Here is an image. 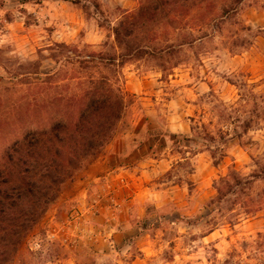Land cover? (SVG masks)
Segmentation results:
<instances>
[{
  "label": "rangeland",
  "instance_id": "374dc122",
  "mask_svg": "<svg viewBox=\"0 0 264 264\" xmlns=\"http://www.w3.org/2000/svg\"><path fill=\"white\" fill-rule=\"evenodd\" d=\"M102 77L126 108L90 164L116 141L145 147L130 157L146 158V238L114 241L130 194L111 176L58 206L86 167L9 264H129L144 240L157 254L140 264H264V0H0V162Z\"/></svg>",
  "mask_w": 264,
  "mask_h": 264
},
{
  "label": "trees",
  "instance_id": "16d2710c",
  "mask_svg": "<svg viewBox=\"0 0 264 264\" xmlns=\"http://www.w3.org/2000/svg\"><path fill=\"white\" fill-rule=\"evenodd\" d=\"M147 8L144 5L116 29L120 42L125 25H136V19L149 13ZM132 34L126 29L127 36ZM126 94L123 87L111 86L106 77L92 78L80 97L68 100L79 106L77 113L52 115L47 127H24L4 151L0 162V264L14 259L24 237L59 198L63 185L100 157L116 136Z\"/></svg>",
  "mask_w": 264,
  "mask_h": 264
},
{
  "label": "crops",
  "instance_id": "0c3cea01",
  "mask_svg": "<svg viewBox=\"0 0 264 264\" xmlns=\"http://www.w3.org/2000/svg\"><path fill=\"white\" fill-rule=\"evenodd\" d=\"M145 147H138V149L132 150V144L130 141H116L110 146L109 152L106 155L93 162L88 166L87 169L80 176H76L75 179L71 180V188L64 189L62 197L59 199L58 206L68 199H75L79 202H84L87 191L94 182H98L108 176L113 177L117 187H126L130 196H128L129 202L127 203L126 210H120L117 214V225L114 226L117 232H114V241L118 244L124 243L126 247L129 245V236L132 234V238L136 237L137 241L144 237L147 232L144 231L145 226L133 224V219L136 216V211L142 209V205L146 200V161L145 156L136 158L131 163V156L138 155L140 152H144ZM143 167V169H141ZM145 187L141 189V186ZM135 188V190H134ZM101 212V210H100ZM135 213V216L133 217ZM120 216V221H119ZM119 226H122L121 228ZM113 230V229H112ZM113 241V243H114ZM131 241V240H130ZM153 240H144L141 244L140 250L144 252L142 255L137 257L133 262L129 264H140V262H146V258L157 254ZM129 252V251H128ZM66 259H64V262ZM68 262H74L76 264L77 259L72 256L67 260ZM66 264V263H65Z\"/></svg>",
  "mask_w": 264,
  "mask_h": 264
}]
</instances>
